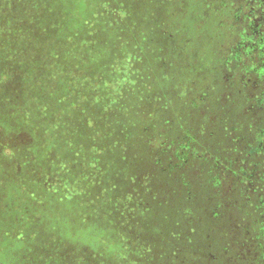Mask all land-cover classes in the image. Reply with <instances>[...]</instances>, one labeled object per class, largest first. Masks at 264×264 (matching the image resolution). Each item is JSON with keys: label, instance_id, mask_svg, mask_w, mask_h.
<instances>
[{"label": "trees", "instance_id": "16d2710c", "mask_svg": "<svg viewBox=\"0 0 264 264\" xmlns=\"http://www.w3.org/2000/svg\"><path fill=\"white\" fill-rule=\"evenodd\" d=\"M0 264H264V0H0Z\"/></svg>", "mask_w": 264, "mask_h": 264}, {"label": "rangeland", "instance_id": "374dc122", "mask_svg": "<svg viewBox=\"0 0 264 264\" xmlns=\"http://www.w3.org/2000/svg\"><path fill=\"white\" fill-rule=\"evenodd\" d=\"M226 77L228 78V75L226 74Z\"/></svg>", "mask_w": 264, "mask_h": 264}]
</instances>
